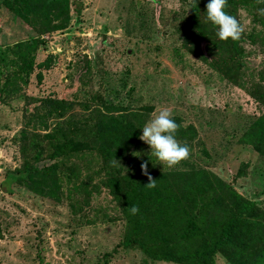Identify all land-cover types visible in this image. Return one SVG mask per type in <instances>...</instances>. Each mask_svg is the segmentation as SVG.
I'll return each mask as SVG.
<instances>
[{"label": "rangeland", "instance_id": "374dc122", "mask_svg": "<svg viewBox=\"0 0 264 264\" xmlns=\"http://www.w3.org/2000/svg\"><path fill=\"white\" fill-rule=\"evenodd\" d=\"M2 1L0 264H174L151 261L138 248L121 246L127 223L105 179L115 169L123 175L134 172L145 157L148 167L156 171L192 166L211 172L264 210L263 179L254 174L259 169L258 153L238 142L264 116V34L255 17L262 3L245 0L248 8L238 9L245 37L253 33L257 38L255 42L245 39L246 56L228 77L182 47L175 26L188 15L193 0H76L79 15L72 9L67 28L42 36L25 63L18 62L13 51L27 39L28 29ZM12 75L16 88L9 83ZM99 99L134 115L139 137L153 115L167 108L183 130L196 132L185 143L177 139L189 148V157L168 168L138 137L118 160L121 165L104 164L92 150L68 155L61 166L60 161V170L71 167L75 175L71 179L61 175L58 203L16 186L13 193H5L1 182L22 163V149L30 150L36 140L47 147L45 129L40 126L35 131L28 128L29 144L23 146L20 133L26 128V114L36 112L44 100H52L71 103L74 119L86 120L103 112ZM54 120L48 119V131ZM81 134L91 137L90 130L78 132L79 139ZM257 248L258 241L250 251ZM212 261L229 264L221 254Z\"/></svg>", "mask_w": 264, "mask_h": 264}, {"label": "trees", "instance_id": "16d2710c", "mask_svg": "<svg viewBox=\"0 0 264 264\" xmlns=\"http://www.w3.org/2000/svg\"><path fill=\"white\" fill-rule=\"evenodd\" d=\"M207 3L209 0H193L188 15L174 25L175 30L188 55L230 77L229 73L237 70L246 56L243 42H255L257 35L250 33L245 37L243 33L238 41L220 40L216 26L207 20ZM247 4L245 0H227L224 10L238 19V9H247ZM2 5L28 29L27 39L17 43L13 51L20 63L37 50L42 36L67 28L72 9L77 16L80 13L76 0H3ZM260 8H264V3ZM255 17L264 34V16ZM15 78L12 75L9 79L11 85ZM4 94L0 86V105ZM261 99L264 101V94ZM100 102L103 112L86 120H75L73 105L62 101L44 100L36 112L27 113L26 128L20 133L23 146L28 143V128L32 126L35 131L40 126L45 129L43 140L47 147L36 140L30 150L22 149V163L7 172L1 182L5 193H13L12 186H16L58 203L62 200L61 175L68 179L75 175L71 167L60 170L68 155L92 150L108 166L124 158L138 141L140 126L133 123L135 116L126 114L125 108ZM67 114L66 120L58 122ZM52 118L56 123L48 131L47 121ZM86 130L91 131V137L81 134L79 139L77 133ZM174 135L185 143L196 132L179 126ZM238 142L257 151L259 169L254 174L263 179L264 188V116L256 119ZM145 160L148 158H141L132 173L123 175L122 170L115 169L105 179L111 195L120 202L127 223L121 246L136 247L156 262L212 264L214 256L221 254L229 264H264V210L255 202L240 196L211 172L192 166L179 171L148 167L156 187L146 188L149 181L141 170ZM132 206L139 208L138 214H131ZM256 241L258 248L252 252L250 248Z\"/></svg>", "mask_w": 264, "mask_h": 264}, {"label": "clouds", "instance_id": "9594fccd", "mask_svg": "<svg viewBox=\"0 0 264 264\" xmlns=\"http://www.w3.org/2000/svg\"><path fill=\"white\" fill-rule=\"evenodd\" d=\"M264 3V0H258ZM227 6V0H209L206 5L207 20L217 28V36L222 41L229 39L233 41L240 40L245 31L244 25L233 15L228 14L224 9ZM258 14L264 16V8L258 10ZM172 113L167 108L154 114L142 128V135L139 139L150 146L152 156L168 168H173L189 157V148L181 145L175 137L179 125L171 118ZM134 156L139 157L141 153L133 152ZM114 165H121L117 159L113 161ZM142 174L147 176L149 183L144 185L146 188H155L156 180L150 175L148 170V161L141 163ZM131 214L136 215L139 212L137 206H132Z\"/></svg>", "mask_w": 264, "mask_h": 264}]
</instances>
